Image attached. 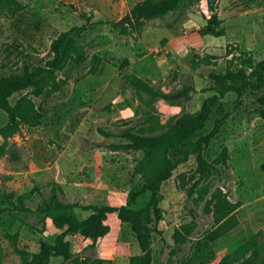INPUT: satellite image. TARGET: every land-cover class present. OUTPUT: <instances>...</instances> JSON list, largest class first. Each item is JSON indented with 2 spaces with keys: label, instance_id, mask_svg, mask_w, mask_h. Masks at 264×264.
I'll list each match as a JSON object with an SVG mask.
<instances>
[{
  "label": "rangeland",
  "instance_id": "374dc122",
  "mask_svg": "<svg viewBox=\"0 0 264 264\" xmlns=\"http://www.w3.org/2000/svg\"><path fill=\"white\" fill-rule=\"evenodd\" d=\"M18 1L21 7L0 10V74L20 72L28 64H40L53 56L52 41L62 31L86 23L87 16L94 23L80 36L89 59L81 66L67 68L68 82L61 90L35 99L41 115L39 122L24 124L0 155V207L8 208L0 216V262L4 264H22L18 248L36 251L41 239L54 240L63 231L50 217L43 222L37 210L54 185L61 187L64 201L85 204H122L133 189L142 186L143 178L135 166L143 153L113 150L109 145L122 141L117 136L122 129L146 123L149 102L154 107L152 112L163 122L173 120L185 111L199 109L215 92L208 73L219 66L223 68L228 48L237 54L241 49L250 51L257 61L264 59V0H217L226 30L221 36L202 30L211 13L206 0L185 4L182 11L170 12L146 25L151 31L153 27L168 25L184 41V47L172 54L170 63L167 58L159 59L156 51L148 53L146 60H160L162 70L160 75H155L154 84L170 91L193 81L199 91L192 100L171 102L148 98L143 103L123 76L130 71L131 63L121 67L128 55L134 56L141 35L122 34L106 22L120 19L109 17L107 0ZM100 20L103 22H97ZM148 37L152 43L144 48L150 51V45L159 41H153V35ZM207 53L223 57L218 64L201 61L198 67H193V56ZM65 73L62 72V77ZM23 93H16L11 101L15 103ZM262 93L248 91L240 104L236 103V93H228L202 131H210L217 117L231 112L205 154L214 159L225 145L230 146L232 166L226 175L214 178V182L224 186L240 203L236 210L238 223L213 242L216 252L223 256L255 236L258 242L257 248L232 264L255 263L264 245V118L254 113ZM8 120V113L0 108V128ZM196 167L197 159L193 155L162 186L160 205L165 213L160 222L153 223L159 231L153 232L154 264L168 261L171 248L163 239L172 244L174 229L182 222L196 217L198 228L194 239L214 229V217L204 211V202L198 204L179 187L177 175ZM149 198L148 192L138 199L136 206L145 205ZM78 210L83 217L92 212ZM107 222L111 231L95 245L91 238L73 236V251L81 258H106L103 264H131L133 257L141 252L135 232L116 212L109 213ZM15 233L17 238L13 236ZM191 246L192 242H188L171 264H179L190 253ZM50 264H62V258H53Z\"/></svg>",
  "mask_w": 264,
  "mask_h": 264
},
{
  "label": "trees",
  "instance_id": "16d2710c",
  "mask_svg": "<svg viewBox=\"0 0 264 264\" xmlns=\"http://www.w3.org/2000/svg\"><path fill=\"white\" fill-rule=\"evenodd\" d=\"M202 1L141 0L122 18L106 22L119 29L122 34L140 35L150 20L165 17L170 12L182 11L185 4L193 5ZM206 1L211 13L207 15V23L202 30L216 36L225 35L226 30L222 26L217 0ZM17 7H21L18 0H0V10ZM203 12L206 13L207 10L204 9ZM92 23L94 22L87 16L86 23L62 31L52 41L51 58L38 65L28 64L20 72L0 74V108L6 111L9 117L8 122L0 128L3 137L0 155L5 152L9 139L18 133L24 124L34 125L39 122L41 115L35 99L61 90L68 82L69 74L65 73L67 68L70 65L81 66L89 59L80 36ZM233 52L231 48L227 49V59L223 68L219 66L209 71L211 89L215 92L204 100L199 109L185 111L175 119L163 122L159 115L152 112L154 107L152 102H149L147 107H150V112L146 123L140 127L129 126L122 129L117 134L122 141L109 145L113 150L143 153L135 166L136 172L143 178V184L130 192L125 203L66 202L61 197V187L59 185L52 187L50 196L44 199L37 210L42 214L43 222L50 217L55 226L63 231L57 234L54 240L41 239L36 251L18 248L23 259L22 264H50L53 258L57 257L62 258V264H103L106 258L94 259L90 256L81 258L77 255L72 249V238L77 235L91 238L95 245L111 231L112 227L107 222L111 212H116L122 221L131 225L139 242L141 252L133 257L131 264H154L153 232L159 231L155 229L153 223L155 220L156 223L160 222L165 213V209L160 205L162 186L174 175L179 165L193 155H196L197 167L193 171H183L177 175L179 187L186 190L189 198H194L198 204L204 202V211L213 215L215 226L214 229L194 239L198 228L196 217L182 222L174 229L172 244L163 239L171 251L168 261L161 264L173 263L175 256L188 242H192L191 251L179 264H232L254 247L257 248L256 236L223 256L216 252L213 245L215 239L238 223L236 210L240 205L239 201L234 200L224 186L214 182V178L223 177L232 166L230 146L225 145L214 159H209L205 154V150L221 132L231 112L227 111L217 117L210 131H202L213 118L216 108L230 92L237 94V104L242 103L248 91L263 92L257 99L259 105L255 107L254 113L264 118V59L257 61L250 51L243 49L239 54ZM221 57L223 56L211 53L203 56L196 54L192 58V65L198 67L201 61L218 64ZM126 63H130L129 58L123 60L121 67ZM62 72L65 73V77H62ZM123 76L136 90L143 103L148 98L150 101L162 99L171 102L192 100L194 94L199 91L193 81L185 82L178 90L166 91L135 72H125ZM22 92L24 93L13 103L11 98ZM101 131L106 133L102 128ZM148 192L150 193L148 202L137 207L138 199ZM78 208L92 212L83 217ZM6 210L7 207H0V216ZM13 236L17 238L18 233ZM253 264H264V245L258 260Z\"/></svg>",
  "mask_w": 264,
  "mask_h": 264
},
{
  "label": "crops",
  "instance_id": "0c3cea01",
  "mask_svg": "<svg viewBox=\"0 0 264 264\" xmlns=\"http://www.w3.org/2000/svg\"><path fill=\"white\" fill-rule=\"evenodd\" d=\"M139 1L141 0H107V11L111 15L109 17L116 18V16H119V18H121L132 8L133 5H135ZM153 29L154 30L152 31L149 30L148 26H145L143 28V31L140 34L141 36L139 37L136 44L137 47L135 50H133L134 56L128 55V58L130 59L131 63V66L129 68L131 72H135L140 76L151 79L152 82H155V75L161 74L160 71L162 70V66L160 60L158 61L157 58L154 62L147 61V54L156 51L157 53H159V59L167 58L168 63H170L169 60H172L174 57L172 54L176 53L179 48H183L185 44L184 41L180 39L168 25L166 27H153ZM161 31H164V33L158 35V33H161ZM150 35H153V41H159V44H156L154 46L150 45V51H148L144 48V46L148 43H152L148 40V36Z\"/></svg>",
  "mask_w": 264,
  "mask_h": 264
}]
</instances>
